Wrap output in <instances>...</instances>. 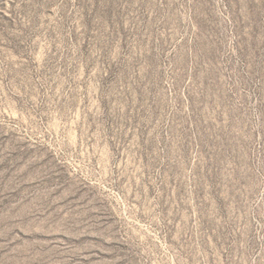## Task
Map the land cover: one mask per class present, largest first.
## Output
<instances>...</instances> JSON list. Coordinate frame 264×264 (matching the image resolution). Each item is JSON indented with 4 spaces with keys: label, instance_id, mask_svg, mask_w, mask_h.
<instances>
[{
    "label": "rangeland",
    "instance_id": "1",
    "mask_svg": "<svg viewBox=\"0 0 264 264\" xmlns=\"http://www.w3.org/2000/svg\"><path fill=\"white\" fill-rule=\"evenodd\" d=\"M0 264H264V0H0Z\"/></svg>",
    "mask_w": 264,
    "mask_h": 264
}]
</instances>
